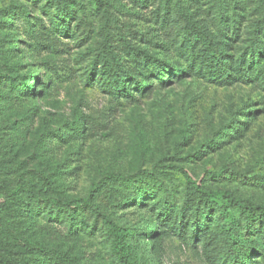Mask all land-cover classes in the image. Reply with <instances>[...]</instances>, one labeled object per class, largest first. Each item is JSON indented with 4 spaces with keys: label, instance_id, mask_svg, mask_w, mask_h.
Returning a JSON list of instances; mask_svg holds the SVG:
<instances>
[{
    "label": "rangeland",
    "instance_id": "obj_1",
    "mask_svg": "<svg viewBox=\"0 0 264 264\" xmlns=\"http://www.w3.org/2000/svg\"><path fill=\"white\" fill-rule=\"evenodd\" d=\"M183 171L264 203V0H0V264H118L101 220L63 204L108 175L96 201L142 264H233ZM239 234L264 264V224Z\"/></svg>",
    "mask_w": 264,
    "mask_h": 264
},
{
    "label": "trees",
    "instance_id": "obj_2",
    "mask_svg": "<svg viewBox=\"0 0 264 264\" xmlns=\"http://www.w3.org/2000/svg\"><path fill=\"white\" fill-rule=\"evenodd\" d=\"M108 26L109 18L104 17L102 30L106 39L110 38ZM198 35L206 42L210 50L209 56L216 68L225 73L226 70L223 65L224 52L217 46L213 38L204 31H198ZM147 57L151 58V56ZM241 70L243 71V74H246L244 68H241ZM32 79H34V77ZM123 81L124 80H119L121 87H124ZM135 85L139 90L144 89V85L140 82H136ZM25 87L27 90H32V86L29 85V83L25 85ZM74 118L77 123L81 120V115L78 112H75ZM183 172L187 178L188 184L192 187V192L199 194L209 207L215 208L217 211L220 218L218 231L225 242L233 264H246L247 259L250 257L248 253L250 248L243 244L240 237V221L244 220L247 224H264V203H252L229 191L206 190L205 188L196 185L195 182L190 179L188 174L185 171ZM116 178H120V176L108 175L97 184L90 186L86 196L67 199L63 204L72 211L83 209L90 210L101 220V223L110 236L111 254L118 264H142L138 260L132 247L127 242V230L117 225L111 218L110 214L103 210L96 201L100 188L109 181L114 182ZM0 192L11 193L12 188L7 182L0 180ZM152 232L153 231H151V234ZM147 236H150V233ZM42 252L46 255L55 256L61 264H77L75 259L65 251L45 247L42 249Z\"/></svg>",
    "mask_w": 264,
    "mask_h": 264
}]
</instances>
